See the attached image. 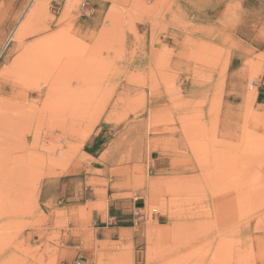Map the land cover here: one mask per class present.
<instances>
[{"label":"rangeland","instance_id":"obj_1","mask_svg":"<svg viewBox=\"0 0 264 264\" xmlns=\"http://www.w3.org/2000/svg\"><path fill=\"white\" fill-rule=\"evenodd\" d=\"M33 1L0 0V264L76 238L92 264H264V0H45L15 42ZM115 193L144 215L98 241Z\"/></svg>","mask_w":264,"mask_h":264},{"label":"crops","instance_id":"obj_2","mask_svg":"<svg viewBox=\"0 0 264 264\" xmlns=\"http://www.w3.org/2000/svg\"><path fill=\"white\" fill-rule=\"evenodd\" d=\"M258 90V100L264 101V82L258 84ZM120 195L119 193L111 194L106 202L94 205L95 209L92 211L91 220L99 234L98 241H105L133 227L131 223L136 220V209L131 214V210H128L127 204L122 202ZM134 204L144 206L145 201L135 200ZM112 240L118 241V239ZM82 245L83 240L81 238H76L75 241L70 242L67 264H92L93 256L91 255L93 251L84 249Z\"/></svg>","mask_w":264,"mask_h":264},{"label":"bare ground","instance_id":"obj_3","mask_svg":"<svg viewBox=\"0 0 264 264\" xmlns=\"http://www.w3.org/2000/svg\"><path fill=\"white\" fill-rule=\"evenodd\" d=\"M31 5V11L29 10L30 14L28 15V12L25 16L26 18H22L21 21L18 23V25L11 34V40L15 42H21L25 38V36L31 33V23L42 17L43 12L45 10V0H34Z\"/></svg>","mask_w":264,"mask_h":264},{"label":"built area","instance_id":"obj_4","mask_svg":"<svg viewBox=\"0 0 264 264\" xmlns=\"http://www.w3.org/2000/svg\"><path fill=\"white\" fill-rule=\"evenodd\" d=\"M251 83H252V85H253V84H254V80H252ZM135 214H136V216H139V217H141V216L144 215V214H142L141 210H136Z\"/></svg>","mask_w":264,"mask_h":264}]
</instances>
